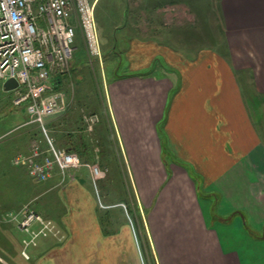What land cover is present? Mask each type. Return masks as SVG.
<instances>
[{"label":"crops","instance_id":"obj_1","mask_svg":"<svg viewBox=\"0 0 264 264\" xmlns=\"http://www.w3.org/2000/svg\"><path fill=\"white\" fill-rule=\"evenodd\" d=\"M161 2L139 4L133 34L126 22L132 7H122L136 71L100 85L94 130L85 120L75 127L71 108L53 125L44 122L86 165L57 168L38 182L14 158L28 156L36 140L47 146L42 126L10 140L0 132L2 263L23 259L24 233L6 213L31 205L66 235L41 239L30 249L33 264H264V142L241 85L254 81L264 95V0L207 1L211 47L202 34L193 60L191 49L173 48L176 38L160 21L174 20V4ZM86 126L100 144L86 137ZM95 164L124 174L117 188L125 196L110 199L111 178H95ZM128 201L137 226L127 221Z\"/></svg>","mask_w":264,"mask_h":264},{"label":"built area","instance_id":"obj_2","mask_svg":"<svg viewBox=\"0 0 264 264\" xmlns=\"http://www.w3.org/2000/svg\"><path fill=\"white\" fill-rule=\"evenodd\" d=\"M91 0H0V78L14 79V104H27L26 124H39L47 146L39 140L31 144L28 156H16L14 164L27 165L38 182L47 181L58 168L62 173L86 165L75 151L58 147L44 126L47 118L60 116L71 106L69 95L57 84L74 59L78 30L83 34L92 60H102V46ZM93 131L100 121L97 114L85 117ZM95 178L102 176L99 165L91 166ZM8 221L24 233L21 254L31 258L30 249L43 238L65 239L57 223L25 206L6 213Z\"/></svg>","mask_w":264,"mask_h":264},{"label":"rangeland","instance_id":"obj_3","mask_svg":"<svg viewBox=\"0 0 264 264\" xmlns=\"http://www.w3.org/2000/svg\"><path fill=\"white\" fill-rule=\"evenodd\" d=\"M95 2V20L98 36L102 46V60H92L90 59L87 50L85 52V40L83 34L80 30H78V35L75 42V58L74 62L72 61L69 71L65 74L67 77L64 79L63 86L61 89L68 92L70 96L73 98V102H71V106L67 110V113L72 109V116L78 117L79 125L75 126L77 128L86 125L85 117L91 112H96L93 107L96 108L97 100L98 102L102 101L103 88L101 91L99 90L100 85L103 87L105 83L109 82L112 77L117 74H127L133 73L136 71L133 61L136 60L135 56L132 53V44L133 41L130 40L132 35L125 34L124 27H122V7L127 6L132 7L130 9L131 13L127 17V24L130 27L129 32L134 33L137 27V24L141 22V18L138 15L139 4L142 1L148 0H91ZM163 2L160 5L165 6L167 3L174 4V9L169 11V15L174 16V20L167 21L162 19L163 22L161 24L162 27L166 26L169 28V31L175 36L176 41L174 43L173 48L177 49H191L190 53L193 60L196 56L193 55L196 50H198L203 45H200L199 38L203 34V37L207 35L206 46L211 47L210 40V28H209V17H208V5L207 1L209 0H162ZM138 7V8H137ZM125 24V23H124ZM118 26L120 29H118ZM122 36V37H121ZM120 37V38H119ZM188 40V42L186 41ZM200 41V42H199ZM119 43V44H118ZM135 44V43H134ZM189 44V46H188ZM117 47V48H115ZM207 48V49H208ZM190 54V56H191ZM198 58V57H196ZM195 58V59H196ZM175 62L178 59L176 56ZM207 63L212 64V58H206ZM142 68V72H143ZM4 81L0 78V132H7L4 136L9 140L17 137L18 134L26 131L28 127L33 124H26L29 119V115L27 112V104H23L21 106H16L14 104V98L16 93L14 90H6L4 87ZM242 89L245 93V97L250 105L248 108L250 112L253 113V118L255 119L256 129L259 131L261 138L264 142V95L262 97V93L258 91L256 88L257 84L254 81L251 82H242ZM71 98V100H72ZM71 108V109H70ZM94 110V111H93ZM98 113V112H97ZM99 114V113H98ZM57 117V116H56ZM49 119V124L55 121V117L47 118ZM246 128V125L242 123ZM47 126V122H46ZM87 126L85 127V129ZM48 131V135L54 140L55 144L63 147L70 148L69 146L64 147L63 144L60 145L57 138L54 136V133L46 127ZM86 137L94 138L99 142V140L94 136L93 132H90L86 129ZM91 133V134H88ZM93 133V134H92ZM3 136V137H4ZM59 141L67 142L65 137L59 138ZM71 142V141H70ZM77 141H75L76 143ZM101 142H99L100 144ZM78 146L83 148L84 143L77 142ZM80 144V145H79ZM82 144V145H81ZM96 144V142H95ZM103 176L106 178L104 180L109 181L111 178V182L109 184L110 189V199H119L124 195L123 189H118L120 187L118 185V181H123L124 177L120 174L119 170L112 171L107 169H101ZM126 170H121L122 173L126 172ZM128 174V171H127ZM120 176V177H119ZM103 178V177H102ZM101 178V180H102ZM121 178V179H120ZM128 189H130L131 185H127ZM116 188L118 190L113 191L112 189ZM127 189V190H128ZM100 192L103 193V190L100 186ZM104 194V193H103ZM106 202V200H104ZM127 206L129 207L130 214L127 216V221L136 225V220L134 216V201H128ZM30 205V204H29ZM25 206L21 207L24 208ZM33 208L31 205L29 206ZM17 209V210H21ZM35 209V208H34ZM17 211L16 209H14ZM105 216V219H107ZM107 221V220H106ZM14 234H18V238L20 234L18 231L13 230ZM23 235V234H22ZM17 237V236H16ZM22 238V236H21ZM16 253L19 251L14 250ZM22 249L20 248V255ZM32 250H30L31 252ZM149 255V254H148ZM23 259H25L22 256ZM20 260L17 264H33L32 263V255L30 259ZM31 260V261H30ZM0 264H4L0 261Z\"/></svg>","mask_w":264,"mask_h":264},{"label":"water","instance_id":"obj_4","mask_svg":"<svg viewBox=\"0 0 264 264\" xmlns=\"http://www.w3.org/2000/svg\"><path fill=\"white\" fill-rule=\"evenodd\" d=\"M4 87L6 90H14L18 87V82L14 79L8 80L5 84Z\"/></svg>","mask_w":264,"mask_h":264},{"label":"trees","instance_id":"obj_5","mask_svg":"<svg viewBox=\"0 0 264 264\" xmlns=\"http://www.w3.org/2000/svg\"><path fill=\"white\" fill-rule=\"evenodd\" d=\"M68 150L73 151V150H71V149H68Z\"/></svg>","mask_w":264,"mask_h":264}]
</instances>
